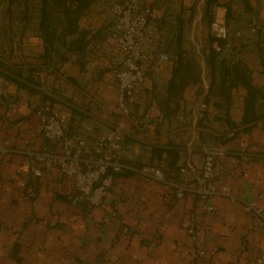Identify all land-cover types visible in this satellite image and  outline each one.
Masks as SVG:
<instances>
[{"label": "crops", "instance_id": "obj_1", "mask_svg": "<svg viewBox=\"0 0 264 264\" xmlns=\"http://www.w3.org/2000/svg\"><path fill=\"white\" fill-rule=\"evenodd\" d=\"M116 1L93 0L78 17L75 35L57 30L60 40L49 51L39 16L34 29L22 24L16 47L0 48V142L23 148L36 110L45 105L67 113L73 138L109 131L113 70L122 61L109 10ZM217 2L211 19H225L241 38L212 61L207 41L201 60L193 62L186 46L196 47L201 22L211 35L207 0H147L143 50L175 57L144 70L130 109L138 125H128L123 140L124 163L133 169L162 164L168 178L194 190L207 149L216 154L213 186L229 188L236 200L203 199L192 191L178 199L163 184L125 169L104 208L78 206L56 171L33 178L31 160L10 154L0 157V264H251L264 251V231L243 205L254 202L264 213V0H239L230 18L223 0Z\"/></svg>", "mask_w": 264, "mask_h": 264}, {"label": "built area", "instance_id": "obj_2", "mask_svg": "<svg viewBox=\"0 0 264 264\" xmlns=\"http://www.w3.org/2000/svg\"><path fill=\"white\" fill-rule=\"evenodd\" d=\"M223 5L227 10H237L234 0H223ZM109 10L113 20L115 43L122 53L121 63L113 70L117 93L116 105L109 109L115 115L109 131L91 140L73 138L67 133V113L45 105L36 110V125L24 139V147L14 149L8 141H2L0 157L17 154L29 158L34 164L31 176L36 179H41L45 172L56 171L70 185L71 203L93 209L105 207L104 199L115 176L125 169L135 172L146 181L163 184L178 199L192 191L203 199L224 196L236 200L229 188L223 185L219 188L213 186L216 154L207 149H203L201 154V171L194 190L168 178L162 164L142 165L133 169L124 163L123 140L126 127L138 125L130 117V109L138 100L144 82V70L154 63L168 62L169 57L166 53L143 50V45L149 40L150 9L147 0H119L113 2ZM210 32L221 43L212 45L217 54H223L226 50L232 51L233 39L241 38L239 31L230 32L225 19L218 18L217 15L210 24ZM38 139L41 140L40 144H36ZM61 186L62 183L56 185L57 188ZM243 205L245 211L258 220L264 231V213L257 204L244 202ZM207 209L213 210V207ZM188 232L191 234L193 230L188 228ZM251 264H264V251Z\"/></svg>", "mask_w": 264, "mask_h": 264}, {"label": "trees", "instance_id": "obj_3", "mask_svg": "<svg viewBox=\"0 0 264 264\" xmlns=\"http://www.w3.org/2000/svg\"><path fill=\"white\" fill-rule=\"evenodd\" d=\"M92 1L93 0H39L38 30L44 43V51H49V49L52 48V42L56 38H59L57 35V30L63 28V30L65 31L64 36L75 35L77 31L78 17L82 13V11L89 7ZM238 1L239 0H234V4L239 5ZM216 5H219L217 0H207L206 18L208 20L209 26L213 21L210 15H212L213 7ZM242 7L244 8V11H247L246 1L244 2ZM238 9L239 6H237V10ZM237 10H229L228 18L235 17ZM208 41L210 44V61H212L216 55V52L213 50L212 45L214 43H221L211 36H209ZM261 58V60L264 62V39H262ZM172 80H174V78ZM172 86L173 83L170 85V91L173 89ZM172 156L173 155L170 153V157Z\"/></svg>", "mask_w": 264, "mask_h": 264}, {"label": "rangeland", "instance_id": "obj_4", "mask_svg": "<svg viewBox=\"0 0 264 264\" xmlns=\"http://www.w3.org/2000/svg\"><path fill=\"white\" fill-rule=\"evenodd\" d=\"M198 1L199 0H195V3ZM195 3L194 7H196ZM38 10V0H0V48L3 52H7V50L10 49L12 50L13 46L16 47V45L21 41L19 37V34L22 31L21 29L35 28L33 24H36L34 20L38 16ZM194 12L196 13L195 9ZM23 23L26 26L24 28L22 26ZM200 26H202L203 32L202 35L195 40L196 47H194L191 41L186 46L187 53L195 55L192 59L193 62H199L201 60L202 51L207 45L209 36H211L208 35L210 33H208V30L203 22H201ZM161 39L163 42L167 41L165 36H162ZM234 42L235 41L231 43L232 49L234 48ZM167 55L170 61L174 60V54L168 52Z\"/></svg>", "mask_w": 264, "mask_h": 264}]
</instances>
